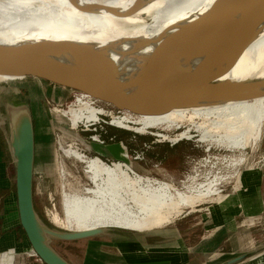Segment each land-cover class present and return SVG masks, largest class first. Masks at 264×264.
Returning a JSON list of instances; mask_svg holds the SVG:
<instances>
[{
	"label": "bare ground",
	"instance_id": "6f19581e",
	"mask_svg": "<svg viewBox=\"0 0 264 264\" xmlns=\"http://www.w3.org/2000/svg\"><path fill=\"white\" fill-rule=\"evenodd\" d=\"M221 2L0 0V58H12L19 54L27 59L26 54H29L30 62L38 59L61 63L68 72L82 73L118 93L133 97L159 50L167 51L166 57L172 58L178 66V81L202 60L201 52L177 45L179 41L181 44L188 43L202 33ZM45 3L48 4L34 13L19 12L11 7H33ZM244 3L245 0H230L226 4L222 12L226 14L227 21L218 36L240 18ZM147 17L151 18V22ZM4 22L17 28H9ZM174 45L177 47L174 48ZM225 61H220L214 70H221ZM112 69L116 71L112 72ZM27 76L39 77L0 71V82ZM216 82L245 87L221 92L207 91L193 103L164 115L141 116L140 127L132 125V117L113 115L110 123L145 133L150 126L164 125L169 128L179 120L188 119L202 133L203 140L228 148L245 144L247 135L264 119V20L232 67ZM91 104L81 101L78 107L57 110L69 116L73 128L83 121L85 126H89L104 112ZM29 114L28 108L24 107L20 112L13 113L14 120ZM195 118L203 121L196 122ZM9 137L15 153L22 142L12 132H9ZM183 137L190 138L191 134L184 131L177 135V139ZM64 152L84 164L87 178L93 184L91 187L72 186L68 190L63 184V216L53 213V222L73 232L107 227L137 232L162 228L183 212L184 205L196 206L198 200L209 194L214 186L213 183H204L206 185L197 189L190 187L185 191L174 184L145 177L125 161L108 163L99 156H88L73 145L64 148ZM61 172L64 178V168ZM248 262L264 264V252Z\"/></svg>",
	"mask_w": 264,
	"mask_h": 264
},
{
	"label": "rangeland",
	"instance_id": "374dc122",
	"mask_svg": "<svg viewBox=\"0 0 264 264\" xmlns=\"http://www.w3.org/2000/svg\"><path fill=\"white\" fill-rule=\"evenodd\" d=\"M47 4L33 7L12 5L11 7L12 10L19 12L34 13ZM147 18L148 22H151V18ZM4 23L9 28H17L8 22ZM77 99L80 102H90L96 109L104 111L95 121L96 123L93 122L90 124H93L92 126L89 125L90 129H87L84 121L80 122L77 128H73L69 116L58 111L78 107L80 102ZM97 101L100 100L86 92L64 87L42 77L27 76L23 79L0 82L1 140H4L3 132L6 135L7 131L13 133L12 111L17 109L16 107H27L34 118L36 137L34 201L39 218L48 227L66 230L53 222L55 213L63 216V184H66V190L72 186H93L87 178L83 168L84 164L76 161L74 157L67 156L64 152V148H68L70 145L76 146L80 150L83 149L81 151L88 156L99 155L108 163L125 161L139 174L174 184L181 190L187 191L190 187L197 189L204 183H213L214 186L211 194L199 199L196 206L184 205L183 212L171 223L162 228L145 231L163 234V238L170 239L169 245L166 242H164L165 245L156 247L143 244H105L99 239H89L80 243L54 240L55 247L75 259L78 264L84 261L83 251L89 247H92L96 252L101 248L114 254L123 252L127 258H143L149 254H160L162 248L170 247V251L167 252L182 250L184 256H188L190 253L189 261L183 264H192L191 257L204 255L209 251L223 252L230 249L234 253H244L248 256L256 254L251 260L256 259L259 254L264 252V211L260 212L262 207L259 214L257 211L261 205L258 203L259 199L264 200V119L259 127L247 135L244 140L245 144L236 148H228L223 144L203 140L202 133L196 130L195 125L193 126L188 119L179 120L169 128L164 125L150 126L146 133L112 125L110 122L113 115H117L132 117V125L140 127L141 116L129 112H120L119 115L111 106ZM96 102L97 104L94 105ZM39 119L43 123L42 128L39 126ZM195 121L203 120L195 118ZM50 123H52L51 128L49 127ZM95 127L98 129L94 130ZM184 131H189L191 137L177 139V135ZM96 134L103 144H98L95 147H99V151L100 149H109L110 152L104 151L105 153L102 155L93 149L92 151L85 150L86 144L94 142L92 136ZM120 141L122 143L119 144ZM62 168L66 172L64 178L61 172ZM259 188L260 198L256 194ZM242 200L246 203L249 200L250 208L255 211L248 215L247 225L242 226L244 232L240 231L239 235L230 241L232 245L229 243L222 250V243L226 238L223 237L226 234V228L220 227L221 229L214 235L216 222L221 217L231 218L238 208L235 206L234 209H230V204L234 203L240 206ZM240 214L237 215L238 218L236 217V225H239L241 221L239 217L244 215ZM109 229L122 230L120 228ZM242 232L244 235L241 234ZM177 237L179 241H176ZM182 261L177 260V262H169V264L182 263ZM213 261H215V257L206 256L200 264H214Z\"/></svg>",
	"mask_w": 264,
	"mask_h": 264
},
{
	"label": "water",
	"instance_id": "95a60500",
	"mask_svg": "<svg viewBox=\"0 0 264 264\" xmlns=\"http://www.w3.org/2000/svg\"><path fill=\"white\" fill-rule=\"evenodd\" d=\"M229 1L222 0L217 5L202 33L197 34L188 43L181 44L180 41L178 42V47L201 52L202 60L178 81V66L172 58L166 57L167 51L159 52V50L152 58L151 64L133 97L118 93L103 82L84 76L82 73L68 72L61 63H49L38 59H33V62H30L29 54H26L27 59L19 54L12 58H0V71L34 74L64 87L86 92L100 100L97 102L111 106L119 115L120 112H129L140 116H161L177 107L193 103L207 91L221 92L236 87H245L220 84L216 81L232 67L259 29L264 20V0H245L240 18L224 34L218 36L227 21V16L222 11ZM177 46L174 45V48ZM223 59H226L224 67L215 71V67ZM115 71L112 69V72ZM16 108L12 111V123L13 133L22 142L21 147H16L15 152L16 188L21 224L34 251L45 264H71L54 248V240L76 241L105 237L121 232V230L107 227L73 232L67 229L50 228L41 221L36 211L33 190L36 142L34 118L30 112L29 116L23 115L15 121L13 113L20 112L23 107ZM99 123L101 122L99 121ZM42 124L41 119H39L40 128H42ZM51 125L52 123H50V128ZM90 126H86L87 129H90ZM97 129V127L94 128V130ZM92 139L94 142L86 144L85 150H91L96 145L103 144L97 134L92 136ZM118 143L120 144L122 141ZM149 233L129 230V234L132 236H145ZM252 256H248V254L239 255L227 263L232 264Z\"/></svg>",
	"mask_w": 264,
	"mask_h": 264
},
{
	"label": "crops",
	"instance_id": "0c3cea01",
	"mask_svg": "<svg viewBox=\"0 0 264 264\" xmlns=\"http://www.w3.org/2000/svg\"><path fill=\"white\" fill-rule=\"evenodd\" d=\"M3 135H4V140H1L0 138V264H45L34 251L32 244L29 241V238L20 221L18 196H17V188H16V156L11 146L9 131H7V135L5 132H3ZM92 149L95 152L99 151V147L98 148L93 147ZM104 151L108 152L109 149L107 150L100 149L99 153L103 155L105 153ZM256 194H258V197L260 198L261 195L260 188L256 191ZM258 203L259 205L260 204L264 205V200L262 201V199L261 200L259 199ZM230 205H231L230 209H234L235 206L238 209L235 210L236 212H234L231 218L225 216L226 219L223 217L219 218V220L216 219L218 221L216 222V227L214 228L215 231L213 232L214 235H216L219 229H221L223 226L226 228L225 229L226 234H224L223 236L226 238L222 243V247H221L222 250H224L225 246L229 245L230 241H232V238H234L236 235H239L240 231L243 230L244 232L243 227L247 225L246 222L249 219L248 215L255 211L250 208L249 200L247 203L244 200H242V204L240 206L235 205L234 203ZM261 205L260 207H258L257 210L258 214L264 211V206ZM261 207L262 210L259 212ZM229 211H234V210H229ZM240 213L244 215L239 217L241 218L240 221L241 223L239 222V225L238 224L236 225L238 218L237 215ZM243 232L241 233L242 235H244ZM159 237H161V239H159ZM89 239H99L105 244L106 243L121 244V245L143 244L153 247L165 245L166 243L167 245H169L170 243L169 242L170 239L163 238V234H160L158 232H151L149 234H146L145 236H138V235L132 236L129 234V230L126 229L124 230L122 229L121 232L115 233L113 235L111 234L110 236L99 237V238L96 237L86 238L76 241H66L65 243H80L81 241H86ZM182 239L185 240V238ZM176 241H179L178 237L176 238ZM164 242L166 243L164 244ZM54 248L71 264H78L77 261H75V259H72L71 257H69V255L61 252V250L58 249L57 247L54 246ZM167 251H170V247L162 248L161 250L162 253L160 254L157 253H155L154 255L149 254V256L146 255L147 257H143V258H127L123 254V252L114 254L102 248L96 252L93 250L92 247H89V248H85V250L83 251V257L85 259L83 258L84 261L81 264H158V263L169 264V262L175 263L177 262V260L178 261L183 260V261L182 263L179 262L176 264H183L186 261H189L190 259L189 258L190 253L188 254V256H184L182 255V250L172 251V253ZM243 254L244 253L241 254L239 252L234 253V251L230 249L223 252L209 251L204 255H194L193 257H191V261L193 262L192 264H200L202 260L206 256H208L209 258L215 257V261H213L214 264H228L227 261ZM216 256L218 257L217 259ZM255 256L256 255H253L252 257ZM252 257L249 258L247 257L246 259H243L239 262H235L232 264H248L249 263L248 261L251 260Z\"/></svg>",
	"mask_w": 264,
	"mask_h": 264
}]
</instances>
